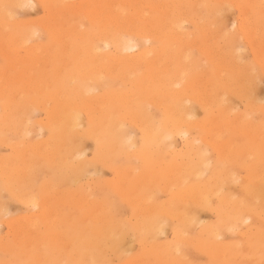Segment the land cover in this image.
<instances>
[{
	"label": "bare ground",
	"instance_id": "bare-ground-1",
	"mask_svg": "<svg viewBox=\"0 0 264 264\" xmlns=\"http://www.w3.org/2000/svg\"><path fill=\"white\" fill-rule=\"evenodd\" d=\"M26 1L32 5L34 1L44 5L46 20L37 21L40 26L37 23L29 24L44 28L51 45H31L30 39L35 34L32 33L37 32V29L34 30L36 26L30 32V26L23 24L24 21H11L15 12L10 14L4 8L8 6L18 10L26 6ZM219 4H223V7L228 4L229 7L224 8L227 11L232 7L240 11L241 19L236 21L240 35L249 39L253 37V41L254 38L258 40L252 49L257 52L256 55L254 53L256 61L264 65V0H82L74 5L70 0H0V56L6 61V65L0 67V145H4L7 140L1 138L5 129L24 136L32 132L33 128L28 123L31 119L29 114L33 111H41L44 119H32L30 123L34 121L33 127H37L36 130L39 128L38 132L41 129L47 131V136L42 140H36L35 137L32 141L27 137L25 144L7 141L6 147H9L11 156L8 159L1 157L5 158L3 160L0 158V182L10 195L7 194L26 207L37 209L15 220L17 226L14 231L13 227H9L15 233L13 237L16 244L15 247L10 245L12 248L7 244L6 247H0L2 253L9 252L19 258L24 256L29 259V264H61L62 261L66 264H99L97 255L101 254L95 251L100 249L102 252L106 243L114 251L119 246L120 238L125 235L128 239L127 233L132 231L134 235L131 236L139 238V244L158 264H191L187 260L190 256L186 255L185 258L183 251L189 246L204 253L202 256H207L211 264H247L248 261L253 264L264 263V122L259 121L256 110L250 112L254 107L261 106L255 103L259 99L253 102L251 93L254 91L244 89L253 83H250L251 74L247 71L252 66L246 71H243L249 67L246 64L241 66L243 70L236 68L242 56L237 53V47L241 45L233 47L232 44L242 39L238 33L235 38L237 41L229 36L233 42L228 35L223 36L229 43L231 41L229 47L234 48L232 52L227 47L229 50L226 54L231 56L228 59L225 54L227 61L240 55L236 67L227 68L231 77L227 78V75L224 80L218 77L220 81H216L215 76L206 71H202L205 77H200V66L193 64L192 57L195 55L191 57L194 52H190L198 47L206 57V60L205 57L201 60L203 64L208 60L213 67L221 71L225 69L224 66L220 68L227 63H222L225 60L221 55L225 53L222 52L224 50L217 49L219 46L216 49L209 47L212 41L209 38L215 36L214 39H217L221 31H226L221 22H218L219 26L216 24L217 18L222 21L220 16L225 11L219 17L213 14L220 9ZM211 13L212 18L214 15L217 17L214 24L212 21V25H215L212 27L215 30L220 27L222 29L216 31L217 36L212 34L209 38L206 37L209 33L203 34L200 31L204 42L199 40L200 46H195L196 34L185 33L183 24L195 19H198V23L201 20L206 23V18H202ZM79 18L88 20L91 29L82 31L79 28V31L78 23L74 28L73 21ZM210 24L206 23L209 27ZM225 31L223 34L229 33ZM223 34L219 37L222 38ZM36 35V38L33 36L34 40L39 39L40 35ZM135 40L150 45H138L134 43ZM248 41L247 46L250 45ZM202 62H199L200 65H203ZM262 64L260 67H264ZM205 65L202 67L206 68ZM219 69L217 71L220 74ZM242 72H249L250 78L247 79L250 82L247 86L245 83L240 84L244 81L247 83L245 78L248 75L243 81ZM253 75L252 79H255V73ZM240 78L241 82L238 80ZM257 78L252 81H257ZM79 79L85 80L88 85L79 84ZM96 89L99 92L95 93ZM242 91L243 94L249 92V97L245 94L249 111L243 113L248 116L253 113L258 122L250 120L252 116L245 118L247 115L242 112L239 115V111L231 106L232 99L228 101L229 98H220L223 95L226 98L232 94L237 96ZM249 98L253 101H249ZM189 101L200 102L201 107L214 116L200 124L196 120L193 122L192 118L196 115L192 106L195 104L191 102L189 106ZM150 108H155L160 114L151 112L153 110L150 111ZM243 110L246 111L245 107ZM126 123H131L139 131V143L134 140L135 134L131 135L127 130ZM194 129L204 131L206 137L191 138L190 133ZM175 137L182 141L178 151L173 143ZM84 140L94 145L90 159L83 149ZM122 156L141 159L148 169L135 172L137 167L132 170L127 165H116L115 160ZM243 156L250 159L249 165L244 164L247 161L242 163ZM97 165L108 167L109 172L115 174V181L111 184L113 188L110 187L136 210L133 213L136 222L132 221L135 222L132 227L115 217L113 204L110 206L109 201H106L107 205L91 194V185L86 187L88 190L84 188L83 193L80 186H76L75 190L57 189L59 185L54 182L55 179L65 178L76 184L89 167L93 166L96 170ZM99 168L98 172L101 171ZM237 170L244 171L245 176H240ZM101 172L103 174L104 171ZM158 186L169 196L166 203H159L156 199L158 194L153 191L155 188L158 190ZM111 198L112 201L117 199L116 196ZM213 200H216V206ZM65 208L71 210L66 211ZM202 211L212 212L215 222H201L198 215L203 214ZM168 220H176L179 227L184 229L173 228L169 232L170 240L158 242V235L167 232L164 230L165 226L168 227ZM255 220L263 226L256 228ZM188 226L198 227L197 234L187 231ZM243 227L247 229L244 233L241 232ZM253 229L255 232L251 233ZM226 234L245 238L246 251L243 252L239 242L223 241ZM47 244L51 245L49 254L44 252ZM129 245L132 246L131 242L125 247ZM117 251H114L115 255L119 254ZM125 252L121 253L125 255ZM144 262L142 257H136L123 263L147 264ZM10 264L20 262L14 259Z\"/></svg>",
	"mask_w": 264,
	"mask_h": 264
},
{
	"label": "rangeland",
	"instance_id": "rangeland-1",
	"mask_svg": "<svg viewBox=\"0 0 264 264\" xmlns=\"http://www.w3.org/2000/svg\"><path fill=\"white\" fill-rule=\"evenodd\" d=\"M71 1V3L74 5V4H79L82 0H70ZM33 2V1H32ZM28 3V4H27ZM42 2H36V1H34V5H32V3H30V2H27L26 1V6L24 5L23 6V8L21 7V8H19L18 10H17V14H19V15H17L16 14V10H15V8H9L8 6L7 7H4V8H6L8 11H9V13L11 14V12H15L14 13V17L15 18H13V16H12V18L14 19V20H12V18H11V21H14V22H21V23H23V21L25 22V23H23V24H27V26H30V32H32L31 30H33V28H35L34 26H36V24L35 25H30V24H34V23H37L38 24V22H44V20L43 19H45L47 16H46V13H45V9H44V5L43 4H41ZM28 5V6H27ZM40 5V6H39ZM223 5V4H222ZM221 4H219V6H220V9L217 11V13L215 12H213V14H216V16L217 17H219L221 14V12L223 11H225V13L223 14V16H220V19H222V21H223V23H222V21H218L219 20V18H217L215 15H214V17L212 18V16H213V14L211 13V14H207L206 16H204L202 19H204V18H206V20L205 21H207V22H211V24H210V27H209V25L207 26L206 25V23L204 22V20H203V22L205 23H202L201 21V19H199V20H201V21H199V23H198V19H195V20H193V21H191V23H187V24H183V28H185L186 29V31L183 29V31L185 32V33H187L188 35L191 33L192 34V32L194 33V34H192V35H195V38L194 37H192V39L194 38L197 42L199 41V42H201V43H203L204 41H203V37L201 36V35H203L204 33H209L210 35H206V37H208L209 38V36L211 37V35L213 34V35H216L217 36V32H219V31H221V27L220 28H218V27H216V28H218V29H216L215 30V28L214 27H212V26H215V25H212V21H213V24L216 22V20H217V25H218V22L221 24V26L223 27V29H225L226 28V31H228L229 33H224L223 34V32L225 31V30H223V31H221L222 33H220L219 35L221 36V34H223L222 35V38L221 37H219V35H218V37L220 38V40L218 39V37H217V39L219 40H217V39H214L215 38V36H214V38H213V36L211 37V38H209V40H215V42H212L211 41V44H210V46L209 47H211V49H212V47H213V49H216V46H219L217 49H219V48H221L222 50H224V51H222V50H220L219 51V54H221V51L224 53V54H221L224 58H225V60L223 59V61L224 62H222L223 64H225L226 62V65L227 64H229L228 66H230V64L232 65V66H230V67H228V66H226V65H222L221 63H220V68H222L223 66V68H225L224 70H225V72H224V70L222 69V71H223V74L225 73L226 75L224 76L221 72V70L219 69V68H216V66L215 67H213V65L212 64H209L210 62H208V60L207 61H205V63L207 64V66L205 65V63L203 64V60H204V57H205V55L202 53V52H200V50L198 49V47L196 48H194V49H191L190 50V52H194L195 53V51L197 52L196 54H192L191 55V57L193 56V55H195L194 57H192V62H193V64L194 63H196L195 64V66L198 64V67L200 68H197L196 67V69H199V70H201V72H199L200 73V77H205V73H207V72H210L211 73V75H214L215 76V80L216 81H220V79H222L223 78V80L224 79H226V76H227V78L228 77H231V74L230 73H228L229 71L227 70V68H231V67H233V68H235L236 66H238V67H236V68H239V70H243L244 68H242L241 66L242 65H245L246 64V66H249L248 68L247 67H245V69L243 70V71H246V69H249L250 68V65L252 66V68H250V70H247V71H249L250 72V74H251V78L249 77V72H247V73H244V72H242V74L244 75V77H242V80L244 81V79L243 78H245V76H247L248 75V77H246L245 79H246V81H247V83L244 81H242L243 83H240L241 85H243L244 83L246 84L245 86H247V85H249V83H248V81L250 82V83H252V84H250V86H247V88L246 87H244V89L245 90H247V91H250V92H252V91H254V93L252 92L251 94L253 95V96H251V99H253V100H251L250 98H249V101L251 100V101H253V102H255L257 99H259L258 101H260V102H258V101H256L255 103H256V106L257 105H261V106H257L256 108L254 107V109H252V110H250V112L251 111H253V113H254V111L256 110L257 111V113H258V115H257V113H255L256 114V116H257V118H259V121L260 122H264V115H263V113H264V108H263V106L262 105H264L263 103H264V69H262V68H264V67H260V65L263 63H258L257 61H256V59L257 58H255V57H257V56H255L256 54H257V52H255V50H253L252 48H253V46H254V42H256V41H258L257 39H255L254 38V40L255 41H253V37H251L252 38V41H251V38L249 39V38H247V37H245V36H243V34L242 35H240L241 34V32H240V30H239V26H238V22L240 21L239 19H241V14H240V11H238V9L236 8V9H232L233 7L232 6H230V8L231 9H228V11L227 10H225L224 8H227V6L229 7V5L227 4H225V7H223ZM222 6V7H221ZM28 7V8H27ZM30 7H31V9H30ZM26 8V9H25ZM223 8V9H222ZM24 9H25V11H24ZM27 9H29V11H27ZM19 10H21V12L19 11ZM44 10V11H43ZM239 13H238V12ZM237 13L238 14H240V15H237ZM45 14V15H44ZM218 14V15H217ZM226 14V15H225ZM41 15H43V16H41ZM240 16V17H239ZM18 17V18H17ZM45 17V18H44ZM222 17V18H221ZM217 18V19H216ZM238 18V19H237ZM40 19H42V20H40ZM33 20V21H32ZM40 20V21H39ZM46 20V19H45ZM35 21V22H34ZM38 21V22H37ZM195 21H197V22H195ZM236 21H238V22H236ZM27 22V23H26ZM193 22V23H192ZM196 23V25H192V24H195ZM235 22V23H234ZM30 23V24H29ZM79 24V26L80 25H82V26H84V27H79V26H77L78 24ZM231 23V24H230ZM18 24H20V23H18ZM76 24V25H75ZM198 24H199V26L201 25V27L199 28V29H197V27H199L198 26ZM205 26V28H204V26ZM219 24V25H220ZM73 27L75 28V26H77L76 28L79 30V28L83 31H86V30H90L91 29V27L89 26V23H88V20H83V19H81V18H79V19H77V20H75V21H73ZM75 25V26H74ZM187 25V26H186ZM218 25V26H219ZM232 25V26H231ZM38 26H40V23L38 24ZM38 26H36V28L34 29V30H36L37 29V32H35L34 30V32L32 33V34H34V35H36V33H37V37H38V35H40L38 38L40 39H38V40H34L35 38L32 36V39H30L29 41L32 43L31 45H33V44H36V43H39V44H41V45H43V46H49V45H51L50 44V37H49V35H48V33H47V31L44 29V28H42V27H38ZM196 28H195V27ZM203 26V27H202ZM206 26H207V28L209 29H207L206 28ZM211 27H212V29L214 28V30H212L211 29ZM229 27V28H228ZM83 28V29H82ZM231 28V29H230ZM41 29H43L42 31H40ZM202 29H204V30H202ZM206 29L208 30V32L206 31ZM229 29H230V31H229ZM235 29H237V30H235ZM38 30L43 34H39L40 32H38ZM81 30H79V31H81ZM200 31L203 33V34H201L200 33ZM211 31L213 32V33H211ZM217 31V32H216ZM225 31V32H226ZM199 32V33H198ZM214 33H216V34H214ZM239 34V38H242V39H240L239 40V38H238V40L240 41V44H238L239 43V41H237V39H235V38H237L238 37V34ZM226 34V35H225ZM192 35H190V37L192 36ZM199 35H200V37H199ZM228 35V36H227ZM237 35V36H236ZM228 37V38H230V37H233L234 38V40L235 41H237V43L236 42H233V40H231V38L229 39V40H231L233 43H235V44H238V45H235V44H232L233 45V47H237V46H240V47H237V48H239L238 50L235 48V51L238 53V54H242V56L240 57V55H235L234 57H233V59L232 58H230V60H228L227 61V58L225 57V54H226V52H228V50H229V48H230V50L232 49V52H234V48L233 47H229V46H231L230 44H231V41H230V43H229V40H225V38L224 37ZM230 36V37H229ZM45 37V38H44ZM49 37V38H48ZM199 37V38H198ZM244 37L246 38V39H244ZM207 38V39H208ZM191 39V40H192ZM193 39V40H194ZM202 39V40H201ZM227 39V38H226ZM192 40V41H193ZM209 40H208V42H209ZM217 40V41H216ZM225 40V41H224ZM243 40V41H242ZM245 40V41H244ZM250 41V45L249 46H247L249 43H247L246 41ZM261 40V39H260ZM262 40H264V39H262ZM261 40V41H262ZM29 41H28V44H29ZM196 41L194 42L195 44V46H197V45H199L200 46V44L201 43H196ZM248 41V42H249ZM145 41H142V42H139L138 40H135V42L134 43H137L138 45H143V46H149L150 44L148 43V42H145L146 43V45H145V43H144ZM208 42H206L207 44H209ZM220 42V43H219ZM241 42H242V44H241ZM264 42V41H263ZM213 43H216V44H213ZM229 44V45H228ZM253 44V45H252ZM212 45V46H211ZM213 45H215V46H213ZM29 46H30V44H29ZM244 46V47H243ZM226 47V48H225ZM227 47H229L228 49H227ZM242 47V48H241ZM246 47V48H245ZM248 47H250V48H248ZM196 49V50H195ZM250 49V50H249ZM242 50H244V52H242ZM252 51V53L251 52H249V51ZM199 51V52H198ZM214 51V50H213ZM235 52V54H237ZM254 53H255V55H254ZM191 54V53H190ZM203 56H202V55ZM228 54V53H227ZM226 54V55H227ZM220 55V56H221ZM254 55V56H253ZM221 56V57H222ZM255 58V61H256V63L254 62V59L252 58ZM227 57H228V59H229V57H231L230 56V54L229 55H227ZM240 57V58H239ZM244 57V58H243ZM202 58H203V60H202ZM239 58V61H238V64L235 66V63H237V59ZM200 59V60H199ZM221 59V60H222ZM242 60V62L244 61V62H246V63H242L241 62V60ZM202 60V61H201ZM205 60H206V57H205ZM231 60H234V62L233 61H231ZM253 60V61H252ZM202 62V64L203 65H205V67L206 68H204V67H202L203 65H200L201 63H199V62ZM234 64H232L231 62ZM236 61V62H235ZM242 64H241V63ZM258 63V64H257ZM248 64V65H247ZM6 65V61L0 56V67H4ZM240 65V66H239ZM263 65V64H262ZM235 66V67H234ZM264 66V65H263ZM244 67V66H243ZM253 67H256L257 69H254ZM203 70H202V69ZM214 68H216V69H214ZM204 69H206V70H204ZM220 70L221 72H220V74H219V71H217V70ZM251 69H253V71H255V70H257L256 72H251ZM238 70V69H237ZM262 70V71H261ZM202 71H206L205 73L204 72H202ZM227 71V72H226ZM215 72H217V73H215ZM260 72V74L258 75H256V73H259ZM204 73V74H203ZM228 73V74H227ZM253 73H255V77L257 78L258 76V78H257V81L258 80H260V81H252V80H255V79H252V78H254V75H253ZM219 74V75H218ZM241 74V75H242ZM197 76H198V74H197ZM221 76V77H220ZM224 76V77H223ZM253 76V77H252ZM218 77L220 78V79H218ZM247 78H250L249 80L247 79ZM260 78V79H259ZM218 79V80H217ZM263 79V80H262ZM238 80H240V82H241V78L240 79H238ZM78 83L79 84H82V85H88V83H86L85 82V80H82V79H79L78 80ZM263 83V84H262ZM239 84V86L241 87V85ZM260 84H262V85H260ZM252 85V86H251ZM238 86V87H239ZM249 87V88H248ZM126 88V87H125ZM243 88V87H242ZM254 88V89H253ZM244 89H242V90H244ZM253 89V90H252ZM258 91V92H257ZM97 92H99V89H96V91H95V93H97ZM243 92L244 91H242V94H238L239 96H244L245 98L243 99H241V97H239L238 95L236 96V95H234V94H232L231 95V93L229 94L228 93V95H231V96H227V98L223 95V96H220L219 95V93H218V95L220 96V98H223L224 97V99H227L228 100V98H229V100L228 101H230V99H232V101H230L231 103H232V108H234V110L236 109V111L238 110L239 111V115H241V112L243 113V112H245V113H248V111H249V108H246V106H247V102H246V100L245 99H247V101H248V98H247V96L246 95H248L249 94V92L247 93V92H245V94H243ZM223 93V92H222ZM257 93V94H256ZM255 96V97H254ZM238 99H237V98ZM248 97H249V95H248ZM253 97V98H252ZM261 97H262V100H261ZM236 98V99H235ZM241 99V100H240ZM244 102L245 104L243 105V103L242 102ZM190 102V101H189ZM192 103H194V104H192V105H194V106H192V108H194L193 110H194V115H196V116H194L193 118H192V120H193V122L196 120V123L197 124H200V123H202V121L203 122H205V121H207V119H209V118H212V115L214 116V114H211L209 111H207V110H205V108L204 107H201L202 106V104L200 103V102H198V101H191ZM191 102H190V104L187 102V104L190 106L191 105ZM229 102V104H231ZM262 102V103H261ZM198 103V104H197ZM257 103H259V104H257ZM197 104V105H196ZM195 106H196V108H195ZM230 106V107H231ZM242 106H244L245 107V109H246V111H244L243 110V108H242ZM196 109V110H195ZM260 109V110H259ZM262 109V110H261ZM151 110H153V111H151ZM150 111L151 112H153V113H159L160 114V111H158V110H156L155 108H150ZM236 111H233V112H236ZM237 111V112H238ZM263 111V113H261ZM196 112H197V114H196ZM236 112V113H237ZM249 112V113H250ZM245 113H243L244 115H247V114H245ZM252 113V115H250L249 114V116L247 115V116H245V118H250L251 116H252V118L250 119V120H253V121H257V120H255V115ZM260 113V114H259ZM238 114V113H237ZM44 115H43V113L41 112V111H33L32 112V114L30 113L29 114V118H31L30 119V121L32 120V119H34V121H36V120H43L44 118ZM232 118V117H231ZM36 119V120H35ZM30 121H29V123H28V125L31 127V128H33L32 129V132L30 131L29 133H28V136H27V133H25L26 134V136H24V135H21L20 133H16L15 134V132H12V131H9V130H7V129H5V132H4V134H1V138H2V140L4 141V139H7L6 140V142L4 141V145H2V143H1V145H0V158L1 157H7L6 159H8V157L10 158V156H11V152H10V150L8 149L9 147H6V146H8V145H6L7 144V141H8V143H14V142H16V144H25L26 142H27V137H29V139H31L32 141H34L33 140V138H35L36 140H39L40 138V140H42V139H44L46 136H47V131L46 130H43V129H41V130H39V132L36 130V128L37 127H33L34 126V121H32L33 123H30ZM258 122V121H257ZM84 123V122H83ZM125 126L127 127V130L131 133V135L133 134H135V138H134V136L132 137V138H134V140L136 141V142H140V140H141V135H140V133H139V131L137 130V129H135V127H133V125L131 124V123H126L125 124ZM35 129V131L37 132V133H35V131L33 132V130ZM132 129V130H131ZM8 132H7V131ZM136 130V131H135ZM135 131V132H134ZM2 132V133H3ZM6 132L8 133V135L6 134ZM44 132V133H43ZM11 133H13V134H11ZM33 133H34V135H33ZM15 134V135H14ZM18 134H20V135H18ZM39 134V135H38ZM30 135H31V138H30ZM33 135V136H32ZM44 136V137H43ZM190 136H191V138H200V136L202 137H206V134L204 133V131H202V130H199V131H197V130H192L191 131V133H190ZM233 137H236V136H234L233 135ZM227 138V137H226ZM236 138H238V137H236ZM240 138V137H239ZM9 139H12V141L11 142H9ZM28 139V140H29ZM241 139V138H240ZM240 139H237V140H240ZM19 141V142H18ZM174 142V146H175V150H179L180 148H181V145H182V141L178 138V137H175L174 138V140H173ZM87 142H88V144H87ZM92 144V145H91ZM196 145L198 144V143H195ZM83 149H85L84 150V152H85V155L87 156V157H89V159L91 158V156H92V153L94 152V145H93V143L91 142V141H89V140H84L83 141ZM177 147V148H176ZM207 148H208V151H209V153H211V155H212V157L214 158V155H213V153H212V151H211V149H210V147H208L207 146ZM124 156H122V158L120 157V159H116L115 160V162H117L116 163V165H118V166H120L121 164V166H124V167H126V165H127V168H130V167H132L131 169L133 170V168H136L137 169V171H135V172H139V171H145V169H148L146 166H145V163L141 160V159H136V157L134 158L135 160H133V158H130V159H132V160H130L128 157H126V158H123ZM131 157V156H130ZM243 158H244V156L241 158L242 160H243ZM2 160L3 159H5V158H1ZM88 159V158H87ZM125 159V160H124ZM240 159V160H241ZM248 158H246V156H245V158H244V160H243V162L242 163H244L245 161H247L246 163H244L245 165H249L250 164V159L249 160H247ZM119 160H121V162H119ZM241 160V161H242ZM137 161V162H136ZM123 162V163H122ZM136 162V163H135ZM120 163V164H119ZM98 166V165H97ZM100 166V165H99ZM99 166L98 167H95L96 168V170L94 169V167H93V169L95 170V171H97L96 173H95V175H94V170L92 169V167H89L87 170L88 171H91V172H93V173H89L88 171L86 172V173H89L88 175L85 173V175H83L82 177H81V179L79 180V182L78 183H76V184H74V182H70L68 179H60V178H57V179H55L54 180V182L55 183H57V185H59V187L57 188V189H60V191H62V189L64 190V189H67V190H75V187L76 186H80V189H81V191H82V193L85 191L84 190V188L85 189H87L88 190V188L90 187V185H91V187H90V192H91V194L94 196V197H98L99 199H101V200H103L107 205H108V202H106V201H109V205L111 204H113L112 205V207L114 208V214H115V217L118 219V220H120V221H122V222H124V223H126V225H128V226H130V227H132L134 224H135V222H136V217L134 218V215H133V213L135 214V212H136V210H134V208L133 207H131V205H129V204H126V202H125V200L119 195V194H117V192H115L112 188V186H111V184H113V182L115 181V174L112 172H109V168L108 167H102V166H100V168H99ZM97 168H99V170H101V171H104L103 172V174H102V172L100 173V172H98V169ZM90 169V170H89ZM109 169V170H108ZM136 169H134V170H136ZM139 170V171H138ZM237 172L240 174V176H245V172L244 171H242V170H237ZM98 173H100V174H98ZM114 174V175H113ZM87 175V176H86ZM93 175V176H92ZM47 176H49L48 174H47ZM95 176V177H94ZM102 176V177H101ZM111 176V177H110ZM112 176H113V178H112ZM109 178H111L110 180H109ZM94 181H93V180ZM93 181V182H92ZM98 181L100 182V185H98ZM72 183V184H71ZM2 182H0V190H1V197H0V205H2V206H0V207H2V209H3V211H2V209L0 210V217L1 216H3V218L1 217L0 219V247H6L7 245H8V247H10V248H12L10 245H14V247H15V244H16V242H14V241H16L15 240V237H13V234L15 235V233H13V231L15 230V228H16V226H17V224L15 223V220L17 221V220H19V217L21 218V217H23V216H27V215H29V213H32V212H36L37 211V209L35 208V209H33V208H31V207H26L24 204H20L19 202H17L15 199H13L12 197L10 198V194H9V192L2 186ZM57 185H55V186H57ZM72 186V187H71ZM88 186V188H86ZM97 186H99V187H97ZM101 186V187H100ZM112 188H111V187ZM94 187V188H93ZM158 188L159 189H161V187L160 186H158ZM105 189V190H104ZM158 189V190H159ZM156 188H155V190L153 191L154 193H156V194H158L157 196L159 197H157L156 196V194H155V196H156V199H157V201L159 202V203H166L168 200H169V196L167 195V193L165 192V190H160V192L159 193H161V194H159L158 192H156ZM59 191V190H58ZM165 192V193H164ZM9 195H8V194ZM3 195V196H2ZM116 196V198L117 199H113V201L111 200L112 198L111 197H115ZM110 198V199H109ZM165 198V199H164ZM3 200V201H2ZM110 200L112 201V203H110ZM1 201H2V204H1ZM122 201H123V203H122ZM213 202V205H217L216 204V200H213L212 201ZM59 205V207H62L60 204H58ZM110 205V206H111ZM118 205V206H117ZM119 205L121 206L120 208H121V210L119 211ZM4 206V207H3ZM7 207V208H6ZM31 208V209H30ZM64 208V207H63ZM6 209H7V212H5L6 211ZM19 209V210H18ZM123 209V210H122ZM9 210V211H8ZM65 210L66 211H69V210H71V209H69V208H65ZM13 211H14V214H13ZM16 211H19V212H16ZM21 211V212H20ZM23 211V212H22ZM25 211V212H24ZM9 212V213H8ZM121 212V213H120ZM124 213V215L122 216V214ZM203 212V214L202 213H200L198 216H199V219H200V221L202 222L203 221V223L204 224H213L214 222H215V217H214V215H213V213L212 212H210V211H202ZM204 213H206V214H204ZM8 214H10V215H8ZM12 214V215H11ZM8 215V216H7ZM23 215V216H22ZM120 215V216H119ZM122 216V217H121ZM18 217V218H17ZM124 217V218H123ZM126 217V218H125ZM132 217V218H131ZM132 219V220H131ZM203 219V220H202ZM129 221V222H127V221ZM135 220V222L134 223H132V221H134ZM204 220L206 221V222H204ZM7 221V222H6ZM169 221V223H168V227L167 226H165V230H164V232L165 231H167L166 232V234L165 233H163V235L162 234H159L158 236L159 237H157V241L158 242H160V241H162V242H164V241H166V240H170V238H171V230L173 229V228H177V229H184V228H181V227H179V225H178V223H177V221H176V223H175V221L173 220H168ZM9 223V224H6V223ZM130 222H131V224H130ZM11 223V224H10ZM13 223H15V225L13 226ZM203 223H201V224H203ZM254 223H255V226H256V228H261L262 226L261 225H259V223L255 220L254 221ZM5 224V225H4ZM12 228V230L10 229V228ZM167 227V228H166ZM264 227V226H263ZM7 230V231H6ZM189 230V232H190V230H191V232L193 233V235H195V234H197V232H198V230H199V228L198 227H196V226H188L187 227V231ZM194 230V231H193ZM241 232L242 233H244V232H246V228L245 227H243V228H241ZM254 230V229H253ZM12 231V232H11ZM170 232V233H169ZM188 232V233H189ZM253 232H255V230L254 231H252L251 233H253ZM10 233H11V235H10ZM192 233H191V235H192ZM128 234V235H127ZM126 235L128 236V239H127V237H125V235L123 236V238H120V241H119V246H117L118 248H119V250L121 249L122 250V248H123V250L121 251V252H125L127 249H130V250H127V252H129L130 253V255H128V253L127 252H125V255L127 254L128 255V257L126 256V258H125V255H124V253H121L119 250L117 251V249L115 248V250L114 251H117V252H119V254L116 256L115 254H114V251L112 250V249H110L108 246H107V243H106V241L103 243V244H105L104 246H105V248H104V246L102 247V248H104V249H102V252H101V250L100 249H97L95 252L97 253V254H101V256L102 257H104L103 259H101V256H98L97 255V260H98V262H99V264H105V262H107L106 264H124L125 263V261L126 262H128V261H131V260H133V259H135L136 257H142L143 259H144V261L145 262H147L148 260V262H147V264H158L157 262H154V260L152 259L153 258V256L152 255H150V253L148 254L147 252H145V251H147L145 248H142V244H139L140 243V240H139V238L137 237V236H134V237H132L133 235H134V233L132 232V231H129L128 233H127ZM133 234V235H132ZM170 234V235H169ZM190 234V233H189ZM132 235V236H131ZM226 236V237H225ZM225 236H223L224 237V239H223V241H225V242H228V243H234V242H239L240 244H242V247H243V252H245L246 251V245H247V240L245 239V238H242L241 236H233V235H228V234H226ZM136 237L138 238V239H136ZM162 237V238H161ZM223 237H221V238H223ZM125 238H126V240H125ZM131 238H132V240H131ZM220 238V239H221ZM134 239H135V241H134ZM12 240V241H11ZM128 240H130V241H128ZM102 241V240H101ZM99 242H100V239H99ZM130 242H131V244H132V246L131 245H129V247H125V246H127V244H130ZM161 242V243H162ZM2 243H5L4 245L2 244ZM1 244L3 245V246H1ZM7 244V245H6ZM124 244H126V245H124ZM6 245V246H5ZM121 245H124V247L123 246H121ZM140 245V246H139ZM13 247V248H14ZM121 247V248H120ZM130 247H132V248H130ZM141 247V248H140ZM9 248V249H10ZM109 248V249H108ZM45 249V253H47V254H49L50 252H51V245H49V244H47L46 245V247L44 248ZM108 249V250H107ZM106 250V251H105ZM110 250V251H109ZM4 251V250H3ZM103 251H105L104 252V254L102 255V253H103ZM183 251H184V253H185V258H186V255H187V257L188 256H190V257H188L187 258V260L191 263V264H211V261L208 259V257L206 256H202V254L203 255H205L204 253H201L200 251H198V249H196L195 247H191V246H189V247H185V250L183 249ZM107 252V253H106ZM145 252V253H144ZM116 253V252H115ZM121 253V254H120ZM147 253V254H146ZM196 253V254H195ZM200 253V254H199ZM123 254V256H124V258L122 259L121 258V255ZM193 254V255H192ZM195 254V255H194ZM20 258H21V260H20ZM19 258V256H15L14 254H11V253H9V252H7V253H5V251L2 253V249L0 250V264H10V263H12L13 262V260L14 259H18L19 260V262H20V264H22V263H24V264H29V259H27L26 257L24 258V256H23V258L22 257H20ZM99 258H100V260H99ZM150 258V259H149ZM104 259H107V260H105V262H104ZM10 261V262H9ZM12 261V262H11ZM27 261V262H26ZM62 261V260H61ZM124 263H123V262ZM151 261V262H150ZM63 262V263H62ZM61 262V264H66V263H64V261H62ZM144 262V263H145ZM150 262V263H149ZM194 262V263H193ZM56 264H59V263H56ZM247 264H253V262H251V261H248V263ZM262 264H264V263H262Z\"/></svg>",
	"mask_w": 264,
	"mask_h": 264
}]
</instances>
